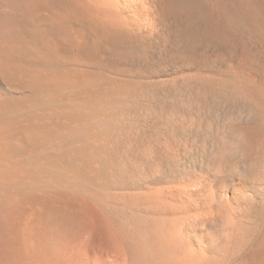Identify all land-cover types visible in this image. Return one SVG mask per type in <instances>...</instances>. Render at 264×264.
Returning a JSON list of instances; mask_svg holds the SVG:
<instances>
[{"label":"bare ground","instance_id":"6f19581e","mask_svg":"<svg viewBox=\"0 0 264 264\" xmlns=\"http://www.w3.org/2000/svg\"><path fill=\"white\" fill-rule=\"evenodd\" d=\"M0 264H264V0H0Z\"/></svg>","mask_w":264,"mask_h":264}]
</instances>
